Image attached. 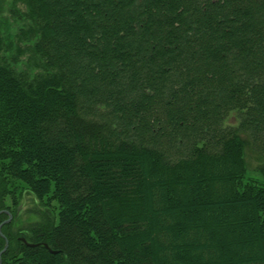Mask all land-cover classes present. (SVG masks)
I'll use <instances>...</instances> for the list:
<instances>
[{"label": "trees", "instance_id": "1", "mask_svg": "<svg viewBox=\"0 0 264 264\" xmlns=\"http://www.w3.org/2000/svg\"><path fill=\"white\" fill-rule=\"evenodd\" d=\"M9 14L2 264H264V0H13ZM25 190L45 210L16 227Z\"/></svg>", "mask_w": 264, "mask_h": 264}, {"label": "rangeland", "instance_id": "2", "mask_svg": "<svg viewBox=\"0 0 264 264\" xmlns=\"http://www.w3.org/2000/svg\"><path fill=\"white\" fill-rule=\"evenodd\" d=\"M12 1L13 0H0V2L2 3V7H1L2 11L0 15V27L2 29L9 30V32L7 31V33H10V34L16 33L15 27L17 24V21H16L17 17H13L9 14V10L12 7ZM6 35L9 36V34H6ZM10 39L14 40L17 46L18 44L22 45L18 37L15 38V36L10 35ZM14 49H15L14 51H16V47H14ZM31 62H32V58L30 57V54L26 52V54L21 56L20 66L24 63L23 66L24 68H26L28 67V64ZM238 122H239V119L237 117V113L232 112L226 118L225 124L237 125ZM249 159L252 164H251V168L249 170L248 175L254 178H262L260 173L255 170V165H256V161L254 160L255 158L249 157ZM23 194L24 195L22 196L21 202L18 207L17 215H16V227L28 225L31 222H35L39 220L40 218L39 211L45 210V207L41 205L40 201L34 196V194L26 190L24 191ZM8 198L6 199V202L10 203L11 201H9Z\"/></svg>", "mask_w": 264, "mask_h": 264}, {"label": "water", "instance_id": "3", "mask_svg": "<svg viewBox=\"0 0 264 264\" xmlns=\"http://www.w3.org/2000/svg\"><path fill=\"white\" fill-rule=\"evenodd\" d=\"M2 212H6V213H8L9 214V218L8 219H6V220H4L1 224H0V234L6 239V243H5V246H4V248H3V250L0 252V264H2V254L8 249V247H9V240H8V238L5 236V234H4V232H3V230H2V227H3V225L5 224V223H7V222H10L11 220H12V218H13V215L11 214V213H9L7 210H1L0 211V214L2 213ZM24 241H26V239L24 238ZM27 242V241H26ZM28 243V242H27ZM29 245H31V246H36L37 244H35V243H28ZM44 245L45 246H49L47 243H44ZM52 252H57L56 250H53Z\"/></svg>", "mask_w": 264, "mask_h": 264}]
</instances>
